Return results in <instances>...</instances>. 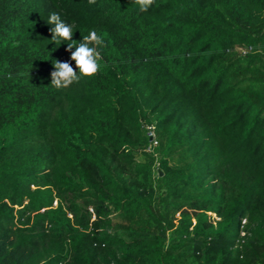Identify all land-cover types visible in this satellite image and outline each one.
<instances>
[{
    "label": "trees",
    "instance_id": "trees-1",
    "mask_svg": "<svg viewBox=\"0 0 264 264\" xmlns=\"http://www.w3.org/2000/svg\"><path fill=\"white\" fill-rule=\"evenodd\" d=\"M0 264H264V0H0Z\"/></svg>",
    "mask_w": 264,
    "mask_h": 264
},
{
    "label": "clouds",
    "instance_id": "clouds-1",
    "mask_svg": "<svg viewBox=\"0 0 264 264\" xmlns=\"http://www.w3.org/2000/svg\"><path fill=\"white\" fill-rule=\"evenodd\" d=\"M89 4H95L96 0H88ZM138 6L140 12H146L154 4L155 0H132ZM47 23L54 25L50 28L52 41L56 44L68 41L67 51L71 53V61H75V68L69 61L55 60V70L51 72V85L57 89L68 88L73 83H78L82 78H90L96 75L100 69L102 56L97 50L104 45L103 38L92 30L77 45L72 43L73 31L70 25L66 24L58 13H52ZM75 48L73 51L72 49ZM78 69V71L76 70Z\"/></svg>",
    "mask_w": 264,
    "mask_h": 264
},
{
    "label": "built area",
    "instance_id": "built-area-1",
    "mask_svg": "<svg viewBox=\"0 0 264 264\" xmlns=\"http://www.w3.org/2000/svg\"><path fill=\"white\" fill-rule=\"evenodd\" d=\"M147 135L149 136V139L151 143L147 146L148 150H153L155 146L159 144V140L156 135L155 126L153 124H147ZM158 164V161H157Z\"/></svg>",
    "mask_w": 264,
    "mask_h": 264
}]
</instances>
